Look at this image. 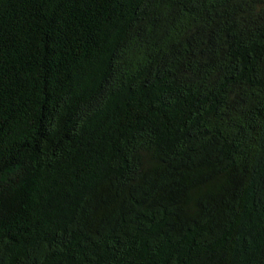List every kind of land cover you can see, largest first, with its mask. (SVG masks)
<instances>
[{
    "label": "trees",
    "instance_id": "1",
    "mask_svg": "<svg viewBox=\"0 0 264 264\" xmlns=\"http://www.w3.org/2000/svg\"><path fill=\"white\" fill-rule=\"evenodd\" d=\"M0 264H264V0H0Z\"/></svg>",
    "mask_w": 264,
    "mask_h": 264
}]
</instances>
